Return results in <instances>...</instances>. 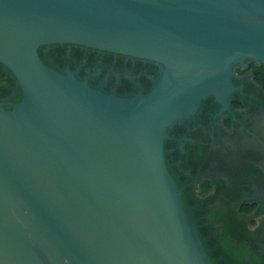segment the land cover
Segmentation results:
<instances>
[{
	"label": "water",
	"instance_id": "obj_1",
	"mask_svg": "<svg viewBox=\"0 0 264 264\" xmlns=\"http://www.w3.org/2000/svg\"><path fill=\"white\" fill-rule=\"evenodd\" d=\"M247 61L264 0H0V264H215L166 146Z\"/></svg>",
	"mask_w": 264,
	"mask_h": 264
},
{
	"label": "flooded vegetation",
	"instance_id": "obj_2",
	"mask_svg": "<svg viewBox=\"0 0 264 264\" xmlns=\"http://www.w3.org/2000/svg\"><path fill=\"white\" fill-rule=\"evenodd\" d=\"M249 62L234 68L235 75H251L232 78L242 91L230 94L228 107L218 113L217 103L204 98L195 117L186 118L190 122L180 124L166 146L216 264H264V89ZM222 205L236 235L231 253L220 243V220L210 222L205 215Z\"/></svg>",
	"mask_w": 264,
	"mask_h": 264
},
{
	"label": "trees",
	"instance_id": "obj_3",
	"mask_svg": "<svg viewBox=\"0 0 264 264\" xmlns=\"http://www.w3.org/2000/svg\"><path fill=\"white\" fill-rule=\"evenodd\" d=\"M248 68L252 70L253 76L256 79V82L260 84V87L264 89V64L251 61L248 64ZM228 198H222V200L226 201ZM205 215L208 217L210 222H215L216 220H220V229L223 233L222 235V247L231 253V250L234 248L233 246V238L236 237L233 231L232 222H230L229 213L226 205L220 206L219 209H208L205 212ZM212 256V254H211ZM213 258V256H212ZM214 260V259H213ZM215 263V262H214ZM216 264V263H215Z\"/></svg>",
	"mask_w": 264,
	"mask_h": 264
},
{
	"label": "rangeland",
	"instance_id": "obj_4",
	"mask_svg": "<svg viewBox=\"0 0 264 264\" xmlns=\"http://www.w3.org/2000/svg\"><path fill=\"white\" fill-rule=\"evenodd\" d=\"M242 74V73H241ZM236 77L240 78V77H249L247 74L243 73V76H238L236 75ZM236 83V82H235ZM237 83H240V82H237ZM196 115V114H195ZM195 115L193 117H195ZM186 122H190V120L186 119V120H183L180 124H185ZM183 139V136L182 135H179L175 140L176 142L178 143V145H180L181 143V140ZM207 187V184H204L202 188H206ZM201 199H203V196H200Z\"/></svg>",
	"mask_w": 264,
	"mask_h": 264
}]
</instances>
